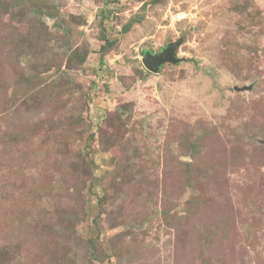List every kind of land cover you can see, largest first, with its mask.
Masks as SVG:
<instances>
[{
    "label": "rangeland",
    "instance_id": "obj_1",
    "mask_svg": "<svg viewBox=\"0 0 264 264\" xmlns=\"http://www.w3.org/2000/svg\"><path fill=\"white\" fill-rule=\"evenodd\" d=\"M0 264H264V0H0Z\"/></svg>",
    "mask_w": 264,
    "mask_h": 264
},
{
    "label": "water",
    "instance_id": "obj_2",
    "mask_svg": "<svg viewBox=\"0 0 264 264\" xmlns=\"http://www.w3.org/2000/svg\"><path fill=\"white\" fill-rule=\"evenodd\" d=\"M179 44L180 40L172 42L164 50L157 54L147 51L143 58L144 65L149 70L157 72L160 66L165 62L177 63L180 60V58L176 55V50Z\"/></svg>",
    "mask_w": 264,
    "mask_h": 264
}]
</instances>
